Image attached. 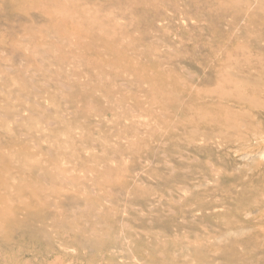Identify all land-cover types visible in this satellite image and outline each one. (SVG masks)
Returning <instances> with one entry per match:
<instances>
[{
  "label": "rangeland",
  "instance_id": "1",
  "mask_svg": "<svg viewBox=\"0 0 264 264\" xmlns=\"http://www.w3.org/2000/svg\"><path fill=\"white\" fill-rule=\"evenodd\" d=\"M0 264H264V0H0Z\"/></svg>",
  "mask_w": 264,
  "mask_h": 264
}]
</instances>
